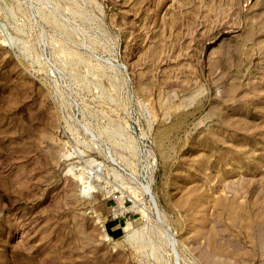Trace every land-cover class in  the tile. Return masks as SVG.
Returning <instances> with one entry per match:
<instances>
[{"label": "rangeland", "instance_id": "obj_1", "mask_svg": "<svg viewBox=\"0 0 264 264\" xmlns=\"http://www.w3.org/2000/svg\"><path fill=\"white\" fill-rule=\"evenodd\" d=\"M0 264H264V0H0Z\"/></svg>", "mask_w": 264, "mask_h": 264}]
</instances>
